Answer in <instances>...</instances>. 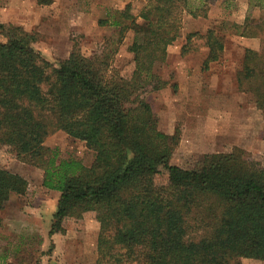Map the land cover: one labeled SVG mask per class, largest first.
Listing matches in <instances>:
<instances>
[{
    "label": "trees",
    "instance_id": "obj_1",
    "mask_svg": "<svg viewBox=\"0 0 264 264\" xmlns=\"http://www.w3.org/2000/svg\"><path fill=\"white\" fill-rule=\"evenodd\" d=\"M197 2L147 0L136 15L127 4L99 21L118 27L119 39L133 32L128 78L112 64L116 49L84 56L74 46L54 65L34 48L35 33L0 23V146L40 168L41 185L60 193L49 235L62 231L67 217L95 213L96 264L264 259V166L240 147L205 153L189 168L171 164L179 132L161 131L144 97L167 84L155 67L180 34L181 14L205 17L213 0ZM258 33L260 49L244 50L236 81L264 114V15L253 23L246 18L241 34ZM205 37L207 64L223 43L211 29ZM54 130L83 141L91 163L59 158L44 144ZM160 173L163 183L155 180ZM26 186V179L0 168V210Z\"/></svg>",
    "mask_w": 264,
    "mask_h": 264
},
{
    "label": "rangeland",
    "instance_id": "obj_2",
    "mask_svg": "<svg viewBox=\"0 0 264 264\" xmlns=\"http://www.w3.org/2000/svg\"><path fill=\"white\" fill-rule=\"evenodd\" d=\"M46 1L0 0V23L35 33L34 48L54 65L68 58L74 46L84 56L116 49L112 64L130 77L134 64L128 47L133 32L128 29L119 39L118 27L99 21L110 19L127 4L136 15L147 0ZM189 3L198 4L197 0ZM263 15L264 0H213L205 17L181 14L180 34L167 47L164 62L155 67L167 84L144 94L159 129L167 134L179 132L171 164L189 168L205 153L240 147L264 166V114L236 81L244 50L261 46L260 34L243 36L242 25L246 18L253 23ZM208 29L221 40L223 49L216 60L205 64ZM44 144L55 148L59 158L70 156L86 166L93 159L83 141L62 130L48 134ZM0 168L27 181L26 190L11 194L0 210V264H96L99 223L95 213L86 212L79 219L67 217L63 230L49 235L60 193L44 188L42 170L18 159L6 146H0ZM165 179V173L155 177L157 183ZM241 261L264 264V259Z\"/></svg>",
    "mask_w": 264,
    "mask_h": 264
}]
</instances>
